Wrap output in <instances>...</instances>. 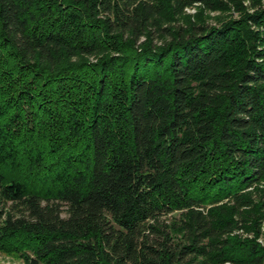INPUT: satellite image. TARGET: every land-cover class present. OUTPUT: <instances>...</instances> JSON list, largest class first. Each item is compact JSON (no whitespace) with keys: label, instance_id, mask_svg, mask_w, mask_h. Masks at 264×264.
Wrapping results in <instances>:
<instances>
[{"label":"trees","instance_id":"trees-1","mask_svg":"<svg viewBox=\"0 0 264 264\" xmlns=\"http://www.w3.org/2000/svg\"><path fill=\"white\" fill-rule=\"evenodd\" d=\"M166 1L0 0V253L264 264V8Z\"/></svg>","mask_w":264,"mask_h":264},{"label":"rangeland","instance_id":"rangeland-1","mask_svg":"<svg viewBox=\"0 0 264 264\" xmlns=\"http://www.w3.org/2000/svg\"><path fill=\"white\" fill-rule=\"evenodd\" d=\"M220 1L223 2L226 5V7H229L228 11L226 12L212 11L207 9L205 6L195 4L191 7L185 8L183 14L181 16L178 15L176 17V21L173 23V25L175 27L183 26V28H186L188 23H200V24H207L210 26H218L220 21L227 19L238 20L239 18H241L242 13L236 12L234 7L230 4L229 0H220ZM166 2L167 3H165V5L170 6L171 1L169 0ZM241 3L244 7V11H243L244 13L251 14L255 10L254 8H252L251 1L241 0ZM259 6L264 8V0H259ZM248 25L251 31H256L254 26H252L251 24ZM258 188L262 190V193L258 195L254 194V198L257 200L259 199V197H262V199L264 200V185H259ZM258 237L260 241L264 240L263 222L261 224V233ZM0 264H27V263L24 258L18 257L15 254L0 253Z\"/></svg>","mask_w":264,"mask_h":264},{"label":"built area","instance_id":"built-area-1","mask_svg":"<svg viewBox=\"0 0 264 264\" xmlns=\"http://www.w3.org/2000/svg\"><path fill=\"white\" fill-rule=\"evenodd\" d=\"M263 223H264V221H263ZM259 241H260V239H258ZM260 242H262V241H260ZM226 264H233V263H231V262H226Z\"/></svg>","mask_w":264,"mask_h":264}]
</instances>
